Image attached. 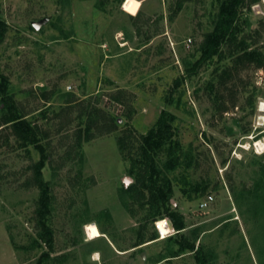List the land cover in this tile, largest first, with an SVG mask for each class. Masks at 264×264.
Returning <instances> with one entry per match:
<instances>
[{"label":"rangeland","instance_id":"374dc122","mask_svg":"<svg viewBox=\"0 0 264 264\" xmlns=\"http://www.w3.org/2000/svg\"><path fill=\"white\" fill-rule=\"evenodd\" d=\"M223 2L0 0V72L52 154L42 169L50 198L41 218L42 190L31 182L40 150L0 127V264H200L186 243L209 264H264V120L256 117L264 68L238 64L239 52L224 43L187 74ZM42 17L49 21L35 29ZM238 23L250 49L264 50V0H246ZM80 103L116 125L83 141L82 161L71 147L88 119ZM163 109L185 153L175 167L169 149L157 157L163 183L173 186L170 207L183 217L177 236L155 194L128 190L129 152ZM160 219L171 227L164 239ZM90 222L106 234L88 239Z\"/></svg>","mask_w":264,"mask_h":264},{"label":"trees","instance_id":"16d2710c","mask_svg":"<svg viewBox=\"0 0 264 264\" xmlns=\"http://www.w3.org/2000/svg\"><path fill=\"white\" fill-rule=\"evenodd\" d=\"M123 2V0H118ZM258 0H250L256 2ZM246 0H224L221 9L218 13L217 20L215 22L214 29L209 33L206 41L201 47V56L195 63V66L188 69L187 74L191 75L197 72V68L200 67L207 60H212L214 56L219 52V48L222 44H230L236 48L239 52L237 55V63L243 64L245 62L254 63L257 67L264 68V50L261 47L250 49V45L246 38L239 37V17L242 8L245 6ZM6 23L0 19V43L5 38ZM227 74V73H226ZM176 85L181 83L180 79L175 80ZM7 79L0 72V94L2 96V102L6 105L0 109L2 111L7 110L3 113L0 118V127L4 124H9L10 132H16L20 136L25 137L27 142L34 144L40 150V158L33 165V178L31 182L35 186H38L41 190L40 202V216L43 218L47 213L49 206V186L48 182L44 180L43 171L45 164L51 161L52 154L46 153L43 145L40 144V137L38 133L41 132L39 125L27 120L26 113H18V110L13 106L11 97L7 90ZM173 90H171L172 93ZM170 100L168 99V102ZM73 102V100L69 101ZM67 103L69 107H66L64 113H68L70 103ZM80 113L88 115L85 127H79L75 133V142L71 145L72 148L77 150L75 157L82 161L83 160V141L91 140L95 137V134H101L102 132H110L115 128V119L112 118L110 121L98 118V110L90 103L85 105L80 103ZM43 111H41L42 113ZM59 113L56 112L57 116ZM96 115V116H95ZM67 116V114H66ZM4 127L0 128V132ZM96 129V133L93 130ZM46 136H49V132H46ZM172 132V114L169 110L163 109L160 116L158 117L155 125L151 127L146 134L141 136V141L136 145L137 150L133 153L129 152V157L132 162L130 172L133 175L135 181L129 187L130 192L140 193L141 198L144 195V190L148 189L150 192L157 196L160 206L164 207L166 214L170 218L172 225L176 232L174 236L180 235L181 230L184 228L183 217L175 210L170 207V193L173 191V186L170 182L163 183V179L160 177V170L157 167V157L160 153L170 150L172 157L167 163L169 167H175L181 156L185 153L179 143V140L173 139ZM70 147V148H71ZM121 147H127L125 143L121 144ZM71 148V149H72ZM69 154L71 152H68ZM184 153V154H183ZM189 154V153H186ZM193 159V158H192ZM185 191V189H183ZM172 235H170L171 237ZM156 236L147 239L146 241L153 240ZM50 242V241H49ZM185 242V241H184ZM185 247L191 251L197 252L198 262L200 264H209L202 253H199L195 248L194 244H185ZM44 257L41 255L40 260Z\"/></svg>","mask_w":264,"mask_h":264},{"label":"bare ground","instance_id":"6f19581e","mask_svg":"<svg viewBox=\"0 0 264 264\" xmlns=\"http://www.w3.org/2000/svg\"><path fill=\"white\" fill-rule=\"evenodd\" d=\"M259 119V122L262 123L264 120V100H260L257 107V116ZM256 145L258 146L259 150H262V143L257 142ZM86 229V235L88 239H97L99 237L104 236V233L101 232L98 225L94 222H90L87 224ZM157 229L159 230L160 239H164L168 236V233L171 231V227L168 223L167 219H160L157 221Z\"/></svg>","mask_w":264,"mask_h":264},{"label":"water","instance_id":"95a60500","mask_svg":"<svg viewBox=\"0 0 264 264\" xmlns=\"http://www.w3.org/2000/svg\"><path fill=\"white\" fill-rule=\"evenodd\" d=\"M49 21V17H42L40 19L37 20H33L31 22V25L35 28V29H39L42 25L46 24ZM130 178H126V180L128 181Z\"/></svg>","mask_w":264,"mask_h":264},{"label":"built area","instance_id":"2783aa9c","mask_svg":"<svg viewBox=\"0 0 264 264\" xmlns=\"http://www.w3.org/2000/svg\"><path fill=\"white\" fill-rule=\"evenodd\" d=\"M211 199H212V196L209 195L208 200H206V201H204L203 203H201V205H207L208 202H209ZM156 226H157V221H156Z\"/></svg>","mask_w":264,"mask_h":264},{"label":"crops","instance_id":"0c3cea01","mask_svg":"<svg viewBox=\"0 0 264 264\" xmlns=\"http://www.w3.org/2000/svg\"><path fill=\"white\" fill-rule=\"evenodd\" d=\"M101 231L104 233V234H106L102 229H101ZM108 240L110 241V243H111V245H113V242H112V240L108 237Z\"/></svg>","mask_w":264,"mask_h":264}]
</instances>
